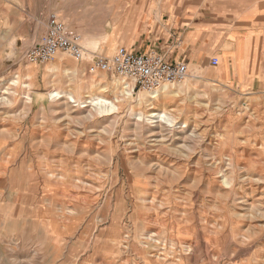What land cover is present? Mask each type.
<instances>
[{
    "label": "rangeland",
    "instance_id": "rangeland-1",
    "mask_svg": "<svg viewBox=\"0 0 264 264\" xmlns=\"http://www.w3.org/2000/svg\"><path fill=\"white\" fill-rule=\"evenodd\" d=\"M197 1L211 4L202 12L214 18L218 51L180 58L189 73L171 85L172 104L160 96L150 110L148 93L89 72L94 53L139 44L133 20L117 32L122 21L103 18L91 33L80 18L97 8L108 15L109 0H0V264H264V98L227 73L222 0ZM51 14L80 37L85 61L59 53L25 62ZM71 94L89 108L69 103ZM92 98L117 110L99 115ZM163 107L176 110V127L137 122Z\"/></svg>",
    "mask_w": 264,
    "mask_h": 264
},
{
    "label": "crops",
    "instance_id": "crops-1",
    "mask_svg": "<svg viewBox=\"0 0 264 264\" xmlns=\"http://www.w3.org/2000/svg\"><path fill=\"white\" fill-rule=\"evenodd\" d=\"M128 1L126 5L129 4L127 8L132 10L134 19L131 27L136 29L133 30L137 36L134 40L139 42L133 51L156 50L170 62L181 61L179 59L184 56L192 62L203 60L218 51L214 44V18L209 19L212 14L202 12L211 6L210 3ZM77 7L69 6L74 13ZM221 8L220 55L229 62L227 73L237 74L243 83H251L250 86L264 98V0H222ZM178 10L187 12L179 13ZM190 10L195 12L190 13ZM184 21L190 24L182 28Z\"/></svg>",
    "mask_w": 264,
    "mask_h": 264
},
{
    "label": "built area",
    "instance_id": "built-area-1",
    "mask_svg": "<svg viewBox=\"0 0 264 264\" xmlns=\"http://www.w3.org/2000/svg\"><path fill=\"white\" fill-rule=\"evenodd\" d=\"M59 53H64L78 62L85 61L89 55L88 50L80 43V37L68 30L59 15L51 14L45 36L25 51L24 60L28 64H46L53 61ZM211 63L217 66L219 59L214 57ZM98 71L130 82L133 91L138 89L145 93H156L165 85L184 81L189 73V65L186 61L170 62L163 53L156 50L138 53L119 47L112 57L94 53L89 72Z\"/></svg>",
    "mask_w": 264,
    "mask_h": 264
},
{
    "label": "bare ground",
    "instance_id": "bare-ground-1",
    "mask_svg": "<svg viewBox=\"0 0 264 264\" xmlns=\"http://www.w3.org/2000/svg\"><path fill=\"white\" fill-rule=\"evenodd\" d=\"M131 3V2H130ZM101 11L97 8V9H91V10H84L81 14H80V18H84V19H87L90 21L89 24H91L90 26V32L93 33L96 29H97V25H98V22L101 21V19L103 18H106L105 21L108 23V26H110V23L113 24V22H118V21H122L120 22L121 23V27L117 30V32H121L122 28H123V25H127L130 21H134L133 18V12L131 9L127 8V7H124V3H121L119 1H110L109 0V6H108V15H102L100 14ZM96 26V27H95ZM111 26H114V25H111ZM120 26V25H119ZM113 29V28H111ZM98 33V32H97ZM254 92V91H253ZM122 93L123 94H126L127 96H132L131 92L128 90V88L122 90ZM178 93V90L176 91L175 89H173V86L171 85H165L163 86L158 92L156 93H148V95L146 96V101L144 102L146 104V107H150V110H154L155 108V105H157L159 103V98L160 96L164 97V98H167V102L168 101H172L173 100V96L175 94ZM202 93V92H201ZM118 94V93H117ZM121 94V93H120ZM119 94V95H120ZM116 95V94H115ZM50 97L52 99H55L57 97H59V93H55V92H52L50 93ZM103 97V96H102ZM117 98V97H116ZM27 99H30V97H28ZM67 100L69 103H78L79 106H81L82 104V107H88L86 106L85 102H80L79 100H77V98L75 97V95L71 94L67 97ZM115 101V100H114ZM141 103V101H139ZM165 102V103H167ZM181 102V101H180ZM187 102V101H186ZM164 103V102H163ZM169 103V102H168ZM196 103L197 105V101L194 102ZM202 103V102H201ZM90 104L92 105V110H94L97 114L99 115H104V114H110L114 111L117 110V105L116 103L114 102H111L109 101L108 99H104V98H92V101L90 102ZM142 104V103H141ZM169 104H172V103H169ZM174 104V103H173ZM188 104V103H187ZM203 104V103H202ZM206 104V103H204ZM248 104V103H246ZM186 105V104H185ZM154 106V107H153ZM175 106V105H174ZM200 106V105H199ZM244 106V105H243ZM90 107V108H91ZM153 107V108H152ZM264 107V106H263ZM89 108V107H88ZM164 108V107H163ZM168 108V106H167ZM173 108V107H172ZM246 108V107H245ZM249 108V107H248ZM175 109H178V108H175ZM184 109V108H183ZM190 109V108H189ZM247 109V108H246ZM205 110V109H204ZM176 111V110H175ZM175 111L172 109V111H169L167 109H161V110H156V111H151V112H148V116H145V113H142V112H139V114L137 115V122L141 123V122H144L146 124H149V125H153V126H167V127H176L177 126V114L175 116ZM198 111V110H197ZM177 113V112H176ZM194 114V112H192ZM202 113V112H201ZM250 113V112H249ZM185 114V113H184ZM181 115V114H180ZM206 115V113H205ZM209 115V114H208ZM191 116V115H190ZM192 116H195V115H192ZM197 117V116H195ZM103 118V116H102ZM185 118V117H184ZM180 119V118H179ZM205 119V118H204ZM201 120V119H200ZM207 120V119H206ZM136 122V121H135ZM206 122V121H205ZM196 123V122H194ZM203 124V122H202ZM207 124V122H206ZM134 125H136L134 123ZM208 125H206L207 127ZM145 127V126H144ZM149 127V126H148ZM182 129H185L187 127L186 123H183V125L180 126ZM209 127V126H208ZM162 128V127H161ZM160 128V129H161ZM197 129V127H196ZM167 130V129H166ZM151 132V130H150ZM195 132V131H194ZM199 132V131H198ZM206 132V130H205ZM160 133V132H159ZM208 133V132H207ZM148 134V133H147ZM170 134V133H169ZM168 134V135H169ZM198 134V133H197ZM159 135V134H158ZM176 135V134H174ZM160 137V136H159ZM167 137V136H166ZM218 138V137H217ZM161 139V138H160ZM68 141V140H67ZM136 141V140H135ZM137 142V141H136ZM134 142V143H136ZM160 142V141H159ZM171 142V141H170ZM69 143V142H68ZM153 143V142H152ZM165 144V143H164ZM173 144V143H172ZM148 145V144H147ZM162 146V145H161ZM159 147V146H158ZM171 147V146H169ZM152 148V147H150ZM225 148V147H224ZM228 148V147H227ZM226 151V150H225ZM152 153V152H151ZM156 153V152H155ZM226 153V152H225ZM230 153V152H229ZM157 154V153H156ZM162 154V153H161ZM159 154V155H161ZM222 154V153H221ZM155 155V154H154ZM160 157V156H159ZM175 157V156H174ZM161 160V158H160ZM159 160V161H160ZM164 160V159H163ZM173 160V159H172ZM171 162V161H170ZM156 163V162H155ZM158 163V162H157ZM162 164V163H160ZM171 164V163H170ZM169 164V165H170ZM157 165V164H156ZM215 165V164H213ZM166 166V165H164ZM171 166V165H170ZM169 166V167H170ZM176 166V165H175ZM228 166V165H227ZM157 168H158V165H157ZM160 168V166H159ZM174 168V167H173ZM166 169V168H165ZM175 170V169H174ZM100 174V173H99ZM230 174V173H229ZM105 178V177H104ZM243 178V177H241ZM69 179V178H68ZM77 179V178H76ZM132 179V178H131ZM78 180V179H77ZM110 181V180H109ZM107 182V181H106ZM132 183V182H131ZM111 185V184H110ZM105 187V186H104ZM241 189V188H240ZM139 190V189H138ZM165 190V189H164ZM137 192V190H136ZM164 192V191H163ZM133 194V193H132ZM138 195V194H137ZM135 198V197H134ZM152 198V197H151ZM156 198V197H154ZM147 201V200H146ZM146 206V205H145ZM139 208V207H137ZM136 210V208H134ZM133 209V210H134ZM143 209V208H142ZM136 214V213H135ZM134 214V215H135ZM137 215V214H136ZM153 215V214H152ZM139 216V215H138ZM136 217V216H135ZM148 217V216H147ZM142 218V217H141ZM147 219V218H145ZM153 219V218H152ZM142 220V219H141ZM154 222V221H153ZM157 222V221H156ZM126 236V235H125ZM146 236V235H144ZM149 236V235H148ZM120 238V237H119ZM126 238V237H125ZM118 239V238H117ZM121 240V239H120ZM156 240V239H154ZM148 241V240H147ZM146 243V242H145ZM143 244V243H142ZM123 245V244H122ZM186 245V244H185ZM126 246V245H125ZM187 246V245H186ZM162 248V247H161ZM154 249V248H153ZM125 250V249H124ZM165 250V249H164ZM159 251H161L159 249ZM163 251V250H162ZM150 253V252H149ZM172 254V253H171ZM113 255V254H112ZM162 256V255H161ZM160 256V257H161ZM165 257V256H164ZM169 257V256H168ZM175 262V261H174Z\"/></svg>",
    "mask_w": 264,
    "mask_h": 264
}]
</instances>
